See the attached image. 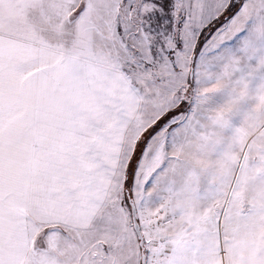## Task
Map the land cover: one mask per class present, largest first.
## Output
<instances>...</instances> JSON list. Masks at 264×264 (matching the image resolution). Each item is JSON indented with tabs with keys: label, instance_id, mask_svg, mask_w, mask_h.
Wrapping results in <instances>:
<instances>
[{
	"label": "snow or ice",
	"instance_id": "snow-or-ice-1",
	"mask_svg": "<svg viewBox=\"0 0 264 264\" xmlns=\"http://www.w3.org/2000/svg\"><path fill=\"white\" fill-rule=\"evenodd\" d=\"M0 264H264V0H0Z\"/></svg>",
	"mask_w": 264,
	"mask_h": 264
}]
</instances>
